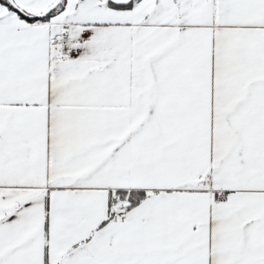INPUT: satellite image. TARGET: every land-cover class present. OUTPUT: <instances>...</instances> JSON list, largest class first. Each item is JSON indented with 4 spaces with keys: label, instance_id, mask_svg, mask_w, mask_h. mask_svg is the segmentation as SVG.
Here are the masks:
<instances>
[{
    "label": "snow or ice",
    "instance_id": "1",
    "mask_svg": "<svg viewBox=\"0 0 264 264\" xmlns=\"http://www.w3.org/2000/svg\"><path fill=\"white\" fill-rule=\"evenodd\" d=\"M0 264H264V0H0Z\"/></svg>",
    "mask_w": 264,
    "mask_h": 264
}]
</instances>
